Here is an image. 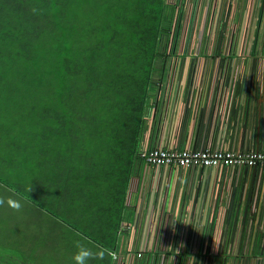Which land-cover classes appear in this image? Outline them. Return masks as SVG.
I'll return each mask as SVG.
<instances>
[{
  "label": "built area",
  "instance_id": "1",
  "mask_svg": "<svg viewBox=\"0 0 264 264\" xmlns=\"http://www.w3.org/2000/svg\"><path fill=\"white\" fill-rule=\"evenodd\" d=\"M168 1L161 120L110 264H264V0Z\"/></svg>",
  "mask_w": 264,
  "mask_h": 264
},
{
  "label": "rangeland",
  "instance_id": "2",
  "mask_svg": "<svg viewBox=\"0 0 264 264\" xmlns=\"http://www.w3.org/2000/svg\"><path fill=\"white\" fill-rule=\"evenodd\" d=\"M163 1L167 5L162 28L166 29L168 8L172 5ZM30 2L43 13L41 29L34 31L27 27L24 32L27 42L10 44L14 51L4 57L6 62L16 65L20 62L30 70L27 74L30 77L16 81L15 75L6 70V63L2 67L5 72L0 74V181L3 183L0 198L7 200L11 196L22 205L19 211L6 203L0 206V264H73L77 232L89 236L88 241L81 240L87 247L98 242L109 244L123 198L125 171L120 169H126L127 165L125 168L117 157L121 144L116 148L107 137L96 134L97 123L80 119L84 110L94 112V104L84 106L78 98L81 93L75 89L61 90V104L54 99L58 90L49 80L50 75H46V60L55 62L71 52L75 55L87 45H94L97 58L111 59L114 48L125 54L129 45L123 43L120 32L131 31L130 16L139 6L147 10L149 6L157 8L159 0ZM54 21L75 29L70 30L67 51L61 42L66 31L57 41L56 37L51 38ZM159 43L156 52L160 54ZM61 48L63 54L59 57L51 54ZM25 49L31 53L29 59L20 56ZM155 59L162 60L159 55ZM168 63L167 59L163 65L165 73ZM12 82L17 83L14 88L9 86ZM60 108L66 111L63 118L59 116ZM70 112L80 115L71 119ZM110 258L91 260L88 264H109Z\"/></svg>",
  "mask_w": 264,
  "mask_h": 264
},
{
  "label": "trees",
  "instance_id": "3",
  "mask_svg": "<svg viewBox=\"0 0 264 264\" xmlns=\"http://www.w3.org/2000/svg\"><path fill=\"white\" fill-rule=\"evenodd\" d=\"M30 1L32 0H0V74L5 72L2 67L6 63V70L15 75L16 81L19 78H25V76L30 77L27 75L30 70L26 69L20 62L18 65L14 62H6L4 57L14 51V48L9 46L10 44L25 42L28 39L24 34L27 27L34 31L41 29L42 21L40 18L43 17V13L38 10L37 5L34 4L33 7ZM166 5L163 0L162 2L159 0L157 8L149 6L147 10L146 7L139 6L138 10L134 11L130 16V22L133 26L131 31L120 32L123 43L129 45V50L125 52L126 55L121 49L114 48L112 55H110L111 59L97 58L96 53H94V45H87L86 48L78 50L77 54L73 55L71 52L63 58L59 57L63 54L61 48L60 51L51 53L59 59L53 62L52 59L48 58L45 64L46 75H50L49 78L51 79L49 80L55 83L58 90L54 99L59 100L58 103L60 104L63 102V97L60 94L62 89H75V92L81 93L78 98L82 100V104L84 106L94 104V112L84 110L83 117L80 119L87 118L97 123L96 134L107 137L108 140L115 143L116 148L121 144V152L117 154V157L122 159L124 167L126 168L127 165V168L120 169V171L124 170L125 172L122 176L123 189L121 194L123 198H121L119 219L115 231L110 236L109 244L98 242V244H102L111 250L115 246L119 222L126 217L123 203L126 186L130 177L134 173H139L143 167V161L138 156V149L152 110H154L151 128L152 138L157 136L156 131L161 120L162 112L158 102L160 99H158L157 86L161 79V74L158 71L163 69L164 62L156 61L155 57L159 55L160 58H165L162 51L159 54L156 50L157 42L161 37L166 36L171 29L174 6L172 8L167 6L169 21L167 28H162V20L166 18L164 13ZM122 20L124 22V18ZM70 30L75 29L60 21L52 23L50 34L51 38L56 37L55 41L58 40L60 34L66 31L61 39L66 51L69 49L67 46L68 37L72 34ZM18 35H22V37H18ZM116 35L117 32H115V37ZM22 54L20 56L29 59L31 53L29 49H25ZM105 55L106 53L101 57ZM98 56L100 55L98 54ZM9 82L11 81L6 83ZM12 83V86L9 85L11 88L17 84ZM1 84L4 87L3 82ZM56 107L57 110L58 105ZM60 110L62 113L59 116L65 117V109L60 108ZM55 112L56 117H58V111ZM75 115L79 116L80 113ZM75 115H71L70 112L71 119ZM112 146L115 148L113 144ZM81 233L89 237L83 232Z\"/></svg>",
  "mask_w": 264,
  "mask_h": 264
},
{
  "label": "clouds",
  "instance_id": "4",
  "mask_svg": "<svg viewBox=\"0 0 264 264\" xmlns=\"http://www.w3.org/2000/svg\"><path fill=\"white\" fill-rule=\"evenodd\" d=\"M12 191L14 194H16L15 190ZM30 191L31 188L28 189V192ZM5 203L14 211H19L22 207L20 200L14 199L11 196L8 197L7 200L0 198V206L5 205ZM75 235L79 237V239L74 242V247L77 250L72 257L73 264H88V262L91 260H104L106 256L113 259L116 258V253L111 249L104 247L102 244H94L91 248L87 247L85 243L81 242V240L88 241V237L82 236V234L79 232H77ZM93 248H95V251ZM191 264H194V258H191Z\"/></svg>",
  "mask_w": 264,
  "mask_h": 264
},
{
  "label": "crops",
  "instance_id": "5",
  "mask_svg": "<svg viewBox=\"0 0 264 264\" xmlns=\"http://www.w3.org/2000/svg\"><path fill=\"white\" fill-rule=\"evenodd\" d=\"M173 13H174V10H173ZM256 47H257L258 49H260L261 51H264V5H263V11H262V15H261V21L259 22L258 31H257V35H256ZM144 170H145V169L142 167V170H141L139 173H137V174L134 173L133 176L130 177V179H129V181H128V184H127V186H126V188H127L128 190L130 189L131 186H132L133 189H135V187L140 186V184H141V182H140V177L144 176V175H143V174L145 173ZM1 183H2V182L0 181V184H1ZM2 184H3V183H2ZM6 186H7V185H6ZM7 187H9V186H7ZM128 190H127V191H128ZM125 191H126V189H125ZM131 193L133 194V197H134L135 190H133ZM21 196H23V195H21ZM23 197H24V196H23ZM133 197H132V199H133ZM25 198L27 199V201H29V202H31L32 204L35 205V203L32 202L29 198H27V197H25ZM128 207H129V209H130L131 204H130V206H128ZM124 212H125L124 214H127V215H128V213H130V211H129V210H126V209H124ZM57 219H60L61 222L67 224V222L64 221V220H62L61 218H58V217H57ZM117 241H118V246H119L120 248H123V244L121 243V240H120L119 237L117 238ZM117 241H116V246H117ZM119 242L121 243V245H119ZM121 250H122V249H121Z\"/></svg>",
  "mask_w": 264,
  "mask_h": 264
},
{
  "label": "flooded vegetation",
  "instance_id": "6",
  "mask_svg": "<svg viewBox=\"0 0 264 264\" xmlns=\"http://www.w3.org/2000/svg\"><path fill=\"white\" fill-rule=\"evenodd\" d=\"M161 36V35H160ZM161 40V39H160Z\"/></svg>",
  "mask_w": 264,
  "mask_h": 264
}]
</instances>
